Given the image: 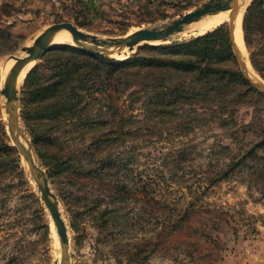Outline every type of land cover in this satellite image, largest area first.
Segmentation results:
<instances>
[{
	"label": "rangeland",
	"instance_id": "1",
	"mask_svg": "<svg viewBox=\"0 0 264 264\" xmlns=\"http://www.w3.org/2000/svg\"><path fill=\"white\" fill-rule=\"evenodd\" d=\"M208 1L0 0V264H56L59 247L61 252L55 223L9 131L2 90L12 56H26L24 48L58 23L101 38L126 36ZM242 13L246 60L264 81L253 65L264 64V0H246ZM218 29L234 54L226 64L243 73L230 20L203 34L142 44L123 57L95 52L125 60ZM184 50L161 53L175 57ZM85 51L93 50L69 39L51 43L30 65L14 102L22 135L58 198L70 264H264V148L257 157L240 156V140L257 139L241 126L264 123V94L254 86L249 93L214 89L217 99L209 104L154 106V92L124 70L121 80L108 83L72 72L64 76L67 86L51 88L63 73L78 69ZM125 70L146 76L138 66ZM223 119L235 125L224 128Z\"/></svg>",
	"mask_w": 264,
	"mask_h": 264
},
{
	"label": "trees",
	"instance_id": "2",
	"mask_svg": "<svg viewBox=\"0 0 264 264\" xmlns=\"http://www.w3.org/2000/svg\"><path fill=\"white\" fill-rule=\"evenodd\" d=\"M227 43L229 44L228 37L218 29L193 38L189 42L178 44V46H153L151 50L156 51V54L137 53L125 60L110 58L95 51H85L84 54L88 57L79 63L78 69L75 71L70 69L67 74L63 73L51 88L59 89L67 86V79L64 76H69L72 72L76 75L82 71L84 80L95 81L97 77L108 83L111 82V78L120 79V73L124 70L125 75L131 74L134 77L139 75L142 78L144 89L154 92L149 102L154 106L209 104L211 100L217 99L211 94L214 89L223 92L240 87L245 93L254 91L253 85L239 69L226 64V61L234 58L232 48ZM164 48H184L185 50L179 56L166 58L162 56L164 53H161ZM235 59H237L236 55ZM253 65L264 77V64L259 68L253 60ZM81 66L84 70H80ZM133 66L141 68L146 76H142L140 72L125 70ZM165 75L186 79L175 82L168 80ZM106 90L107 88L104 89ZM37 91L42 92L41 88ZM230 122L223 119L222 127L230 128L235 125L232 120ZM241 128H248L244 129L245 134L257 135V139L250 144L240 140L243 144V150L240 152L241 158L257 157L258 148H264V123L260 121L257 127L245 124ZM232 135L240 139L238 133L233 132Z\"/></svg>",
	"mask_w": 264,
	"mask_h": 264
},
{
	"label": "water",
	"instance_id": "3",
	"mask_svg": "<svg viewBox=\"0 0 264 264\" xmlns=\"http://www.w3.org/2000/svg\"><path fill=\"white\" fill-rule=\"evenodd\" d=\"M238 0H210L201 7L191 11L170 22L151 26L137 30L126 36L101 38L97 35L88 34L70 22L58 23L47 28L38 38L33 46L24 48L27 55L24 57L13 55L16 64L7 78L2 93L6 96V111L9 119V131L14 143L19 151L28 161L32 177L35 180L41 193V198L48 208L50 215L55 223L57 233L61 242V261L60 264H70V237L68 227L59 209L58 198L52 192L48 177L41 164L38 163L31 145L22 135V128L18 120L17 108L14 102L18 101V78L23 69L41 58L44 51L50 46L53 36L60 30H68L73 38V42L84 49L100 51L108 55H121L125 49L136 50L142 44L151 42H167L174 36L183 32L187 26L197 22L207 15H214L221 11L236 10ZM235 28L230 24V35L234 52L240 68L248 81L264 94V81L253 78L246 63L242 51L238 47L235 38ZM26 142V144L22 141Z\"/></svg>",
	"mask_w": 264,
	"mask_h": 264
},
{
	"label": "bare ground",
	"instance_id": "4",
	"mask_svg": "<svg viewBox=\"0 0 264 264\" xmlns=\"http://www.w3.org/2000/svg\"><path fill=\"white\" fill-rule=\"evenodd\" d=\"M245 6H246V0H238L236 10L231 9V10H227V11H221V12L214 14V15H207L204 18H202L201 20L190 24L189 26L186 27V29L183 32H181L177 35H181V34H184V35L203 34V33L207 32V31H209L215 27H218V26H220L226 22H229V20H230V24L232 26L236 27L235 28L236 43H237L238 47L240 48V50L243 52L242 54H243L244 58L246 59V53H245L244 45H243V30H242V18H243L242 12H243ZM68 39H69L70 43L73 42V38H72L71 33L68 30L64 29V30L58 31L53 36L52 42L53 43L55 42L56 44L67 43ZM152 43H158V42H151L149 44H152ZM127 51H129V50L125 49L122 52V54H123V55L121 54L122 57L124 56V52H127ZM116 55H118V54H116ZM246 63H247V60H246ZM14 64H15V60H14L12 67L14 66ZM31 64L32 63L27 65L23 69V71L21 72V74L18 78V84L23 82V79L25 78ZM247 65H248V63H247ZM12 67H11V69H12ZM248 68L250 70V74L252 75V77L258 79V77L255 76L254 73L252 72V70L250 69L249 65H248ZM11 69L9 71V74H11V72H12ZM7 73H8V71L5 73V76H4L5 79L8 77ZM22 141L26 144V142L23 139H22ZM60 261H61V252H60V247H59L56 264H60Z\"/></svg>",
	"mask_w": 264,
	"mask_h": 264
}]
</instances>
